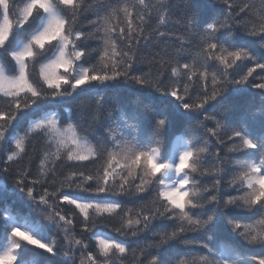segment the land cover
I'll return each mask as SVG.
<instances>
[{"label": "snow or ice", "instance_id": "6c2138e0", "mask_svg": "<svg viewBox=\"0 0 264 264\" xmlns=\"http://www.w3.org/2000/svg\"><path fill=\"white\" fill-rule=\"evenodd\" d=\"M0 264H264V0H0Z\"/></svg>", "mask_w": 264, "mask_h": 264}, {"label": "trees", "instance_id": "16d2710c", "mask_svg": "<svg viewBox=\"0 0 264 264\" xmlns=\"http://www.w3.org/2000/svg\"><path fill=\"white\" fill-rule=\"evenodd\" d=\"M209 11H211V9H209ZM248 103H249V98L248 97H235V98H232L230 101L225 102V104L221 105L220 107H225V106L231 105L234 108H239L240 106L246 105ZM255 103H256V105L259 104L258 98L255 100ZM6 183L10 185L11 184V180L6 181ZM34 256H35L34 253L29 252V253L26 254V259L31 260V259L34 258ZM55 259L58 262L60 260V257H57Z\"/></svg>", "mask_w": 264, "mask_h": 264}]
</instances>
